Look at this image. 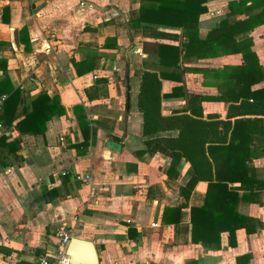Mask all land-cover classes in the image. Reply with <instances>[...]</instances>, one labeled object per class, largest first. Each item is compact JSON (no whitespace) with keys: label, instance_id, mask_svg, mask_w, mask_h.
<instances>
[{"label":"crops","instance_id":"0c3cea01","mask_svg":"<svg viewBox=\"0 0 264 264\" xmlns=\"http://www.w3.org/2000/svg\"><path fill=\"white\" fill-rule=\"evenodd\" d=\"M230 1L203 3L186 53L181 27L139 19L151 0H0V264H36L55 252L62 229L93 245L91 255L74 245L71 264L92 254V264H264V137L250 145V177L227 180L238 194L226 196L231 228L203 241L205 222L192 238L191 208L204 205L208 182L181 192L190 163L158 141L177 130L144 135L138 108L151 71L162 116L227 120L226 66L243 56L226 52V34L249 41L264 73V23L229 33ZM233 163L228 178L241 167Z\"/></svg>","mask_w":264,"mask_h":264},{"label":"trees","instance_id":"16d2710c","mask_svg":"<svg viewBox=\"0 0 264 264\" xmlns=\"http://www.w3.org/2000/svg\"><path fill=\"white\" fill-rule=\"evenodd\" d=\"M151 1L157 3L153 4L156 7L151 10L142 9L139 19L181 27L184 35L189 37L185 45L186 53L189 52L191 45L189 31L195 30L200 14L206 10L203 3L207 0ZM248 1L250 4H247ZM228 9L226 30L233 35L264 23V0H232L228 4ZM236 13H246L247 16L244 19L230 21L228 17ZM223 25L220 24L219 27L222 28ZM222 41L223 39L219 42ZM224 43L226 52L241 51L243 56L242 64L226 66V77L231 82H227L228 88L226 89V101H231L228 106L227 120L213 118L203 120L193 113L162 116L160 78L157 73L151 71L142 73L138 98V108L143 114L142 133L144 135L165 130H177L178 132L176 137L160 138L158 141L174 151L173 156H181L190 163L192 175L181 192L187 196L198 181L208 182L209 190L204 205L200 208H191L192 238L197 237L194 235L195 231L202 226V222H205V228L201 227L200 234L205 236L203 241L208 242L213 237L212 235L219 234L227 227L226 196L235 198L238 195L235 190L228 189L227 180L239 179L243 182V175L250 177L249 169L245 164L253 156L249 149L250 145L259 139L258 134L264 137V73L258 58L251 51L249 41L235 42L232 35L228 37L226 34ZM40 100L37 99L34 102L30 116L37 115L35 104ZM52 113L43 117L41 123L44 124ZM250 115L255 116L246 117ZM231 117H236L233 122L229 120ZM228 133H230L229 140L227 139ZM239 133L245 134L244 139L237 137ZM262 139L264 141V138ZM147 144L151 142L148 141ZM228 161L241 166L230 171V176L233 175L230 178L226 177V162ZM214 199L219 203L210 202ZM219 218L221 223H219Z\"/></svg>","mask_w":264,"mask_h":264},{"label":"built area","instance_id":"2783aa9c","mask_svg":"<svg viewBox=\"0 0 264 264\" xmlns=\"http://www.w3.org/2000/svg\"><path fill=\"white\" fill-rule=\"evenodd\" d=\"M218 13L221 10H217ZM6 100V96L0 94V115L3 111L4 101ZM2 126V122L0 120V127ZM75 179L81 180L84 183L90 184L91 183V175L90 174H77ZM57 237L59 239L56 250L53 253H44L40 255L37 260L36 264H71L69 261V257L66 254V246L72 237V233L68 230L62 229L58 231Z\"/></svg>","mask_w":264,"mask_h":264},{"label":"water","instance_id":"95a60500","mask_svg":"<svg viewBox=\"0 0 264 264\" xmlns=\"http://www.w3.org/2000/svg\"><path fill=\"white\" fill-rule=\"evenodd\" d=\"M76 244H84L89 250H90V255H91V252L92 251V248H93V245L90 241H87V240H83V239H80V238H77V237H73L68 245H67V248H66V254L67 256L69 257V259H71V261L73 263H76V261L74 260V256H73V253H72V248L74 245ZM95 262V258H94V255L92 254V256L87 260V264H92Z\"/></svg>","mask_w":264,"mask_h":264}]
</instances>
